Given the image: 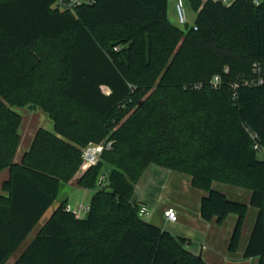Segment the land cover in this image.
Listing matches in <instances>:
<instances>
[{"label": "trees", "instance_id": "1", "mask_svg": "<svg viewBox=\"0 0 264 264\" xmlns=\"http://www.w3.org/2000/svg\"><path fill=\"white\" fill-rule=\"evenodd\" d=\"M60 1L0 0V172L10 170L0 264L79 174L90 146L104 150L78 183L96 189L89 220L62 202L15 264H206L188 239L139 217L135 187L152 166L191 177L206 194L204 221L237 216L230 253L257 208L244 258L264 264V81L255 72L264 65V0H190L191 28L170 21L169 0H93L74 10ZM17 108L54 123L19 164ZM106 165L109 185L100 189ZM215 183L250 190L249 204Z\"/></svg>", "mask_w": 264, "mask_h": 264}, {"label": "crops", "instance_id": "2", "mask_svg": "<svg viewBox=\"0 0 264 264\" xmlns=\"http://www.w3.org/2000/svg\"><path fill=\"white\" fill-rule=\"evenodd\" d=\"M202 1L205 2L207 0H202ZM217 1H223V0H217ZM227 1L232 2L234 0H227ZM185 3H187L188 10L193 11V13L192 11L190 12L187 11L189 24L193 25L196 22L197 13L193 10L190 0H185ZM176 4H177V0L168 1V15L170 21L173 24L181 27L179 25L177 18ZM15 110L22 116V121L19 128L21 141L14 160L15 163L19 164L22 162L24 155L30 150L37 132L40 129H45L54 132V123L49 118V116L41 110H35L29 108H17ZM258 157L260 160H264V149L261 152H259ZM157 168L159 167L152 166L137 186H144L145 184H147L146 182L148 178L151 176V174H153V172L156 171ZM106 169L111 171L112 167L110 165H106ZM161 170L163 171V169ZM84 172L85 169L82 168L79 174H77V176L69 184H66V186H68V188H70V190L72 191H78L80 189L89 191L88 189L81 188L78 185L79 180ZM163 172H164L163 178L165 181L163 190L164 189L168 190L169 184L167 182L173 180L178 184V188L176 189L180 190L181 192L178 191L175 192L177 197H175L176 199L173 201L174 203H171L175 206L172 205L170 206V204L168 205L162 204L163 193L160 194L157 204L159 205V209H163L164 212L170 208L175 209V211H177L175 207H177L178 210H180V214L178 216L177 222L168 221V224L172 223L171 224L173 226L172 231L175 232V234L173 233L175 236L189 239L191 243H193L194 239L197 240L196 243H199L201 249L198 248L195 251L192 250L191 253H193L196 256H200L206 264H258V258H251V259L244 258V252L249 242L251 232L253 230L254 224L256 222L259 213V210L257 208L249 207L239 249L235 253H230L229 243L237 222V216L236 215L228 216L222 224L217 223L216 219L212 220L211 222L204 221L201 217V203H202V199L204 198V196H206V194L199 190H196L195 188H193L192 185L190 186H192L193 190L195 191H191L190 190L191 187H189V182L187 181L185 175L181 173L172 172L169 170H165ZM9 178H10L9 169L0 172V194L3 192V184ZM180 181H184V186L186 185L185 187H187L185 188L186 193L184 192V189L181 187V184H179ZM191 184H192V179H191ZM214 189L224 193L230 200L233 201L249 204L251 199L252 193L250 190H246L222 183H215ZM91 191H96V189H93ZM183 193L186 194V196L191 195L192 198L190 199L189 196L188 198L185 197ZM135 200L139 203V205L145 204L149 207V209L151 208L150 206L151 201L145 196L144 193H142V195L139 194L135 195ZM64 201H66L68 205L73 207V204H71L69 200V196L66 199H64L63 202ZM90 202L87 203V205H89ZM59 205L60 204L56 201L54 205L49 209V211L52 209V213L48 215L47 212L45 214V216L42 218V220L33 230L34 238L40 232L44 224L49 220V218L52 216L53 212L58 208ZM190 210L192 212L191 214H190ZM152 222L156 223L154 222V220ZM30 235L28 236V238L30 237ZM28 238L25 240V242L20 247V249L10 258L8 262H12L13 264L17 262L22 252L34 240V239L29 240ZM19 251L21 252V254H18ZM14 257L15 260L13 261Z\"/></svg>", "mask_w": 264, "mask_h": 264}, {"label": "rangeland", "instance_id": "3", "mask_svg": "<svg viewBox=\"0 0 264 264\" xmlns=\"http://www.w3.org/2000/svg\"><path fill=\"white\" fill-rule=\"evenodd\" d=\"M185 9H186V12H190L192 10H188V6H187V3H185ZM193 13V11H192ZM182 28H185V27H188V28H191L193 25L192 24H188L187 26L186 25H181L179 24ZM94 147V146H92ZM83 168V167H82ZM159 169V170H157ZM155 172H153V174H151V176L148 178L147 180V184H145L144 186H136L135 187V195H142V193L145 194V196L151 201V208H150V214L148 216H146L144 218V220L148 223H151V224H154L156 226H158L159 228H161L162 230L164 231H167L169 233H171L172 235L175 234L173 230V226L171 225L172 223L168 224V220L167 218L165 217V212L163 211V209H159V205L157 204V201L159 199V196L161 193H163L162 197H163V202L162 204H170V206H175L171 203H174L173 201L176 199L175 197H177V195L175 194V192H181L180 190L176 189L178 188V184L177 182L171 180L169 182H167L169 184V187H168V190L164 189V185H165V181H164V178H163V171H165V169L163 168H157ZM163 169V171L161 170ZM103 172L101 173L102 174H109V170L106 169V166L104 167V169L102 170ZM185 175V177L187 178V181L189 182V187L191 191H195L193 190L192 185L191 184V177L189 175H186V174H183ZM181 184V187L184 189V192H185V187L184 186V181H180ZM183 192V190H182ZM95 191H86V190H78V191H72L70 190V188H68V186L66 185H63L61 190H60V193H59V196H58V200L57 202L59 204H61L63 202L64 199H66L68 196H69V200L71 202V204H73V208H77L79 207L80 205H87V203L90 202L91 198H92V195H94ZM186 193V192H185ZM184 194V193H183ZM135 195H134V198H135ZM185 197L188 198V196L190 197V199L192 198L191 195H187L184 194ZM159 203V202H158ZM176 208V212H177V216H179L180 214V210H178L177 207ZM175 210V209H174ZM52 213V209L50 211H48V215ZM191 210H190V214H191ZM154 220V222L156 223H153L152 221ZM174 233V234H173ZM175 236V235H174ZM29 240H32L34 239V232L30 235V237L28 238ZM189 240V239H188ZM190 242V240H189ZM187 244V248L190 252L195 251L197 250L198 248L201 249L199 243H196L197 240L194 239L193 243L190 242V244ZM18 254H21V252L19 251ZM200 254V253H199ZM17 257V255H16ZM15 260V257L13 259V261ZM7 264H13L12 262H8Z\"/></svg>", "mask_w": 264, "mask_h": 264}, {"label": "built area", "instance_id": "4", "mask_svg": "<svg viewBox=\"0 0 264 264\" xmlns=\"http://www.w3.org/2000/svg\"><path fill=\"white\" fill-rule=\"evenodd\" d=\"M223 1L225 3H229L227 0H223ZM262 1L263 0H254V3L256 5H260ZM92 2L93 0H69V1L61 0L59 7L61 9L74 10L75 8L81 7L83 5L91 4ZM176 12H177V18H178L179 24L187 26L189 24V20H188V15L185 9V0H177ZM195 30H197V27H195ZM255 72L258 74L257 83L258 84L263 83L264 65H262L261 63H256ZM219 82H220V78L218 76L215 77V79L213 80L214 86L217 87ZM110 147H111V144L109 143L107 145V148L110 149ZM255 148L257 150H260L258 145H256ZM103 150H104V146H94V147L90 146L89 148L85 149L83 153V159H84L83 169L86 170L92 166L97 165L100 160V156ZM108 180H109V175L102 174L99 177L98 182H97L98 187L100 189L107 188L109 185ZM89 209H90L89 205H80L77 208H73L72 206L67 207V211L73 212L78 219L86 218L89 212ZM149 214H150L149 207L145 204H140L139 205V217L144 219ZM165 217L167 218L168 221H171V222H177L178 220L177 212L172 208L167 209L165 211Z\"/></svg>", "mask_w": 264, "mask_h": 264}, {"label": "water", "instance_id": "5", "mask_svg": "<svg viewBox=\"0 0 264 264\" xmlns=\"http://www.w3.org/2000/svg\"><path fill=\"white\" fill-rule=\"evenodd\" d=\"M89 218H90V217H89V216H87V217H86V220H89Z\"/></svg>", "mask_w": 264, "mask_h": 264}]
</instances>
